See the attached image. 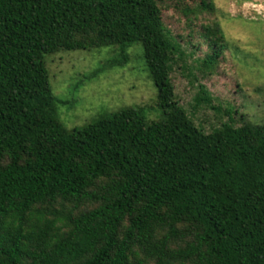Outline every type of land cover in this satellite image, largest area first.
I'll list each match as a JSON object with an SVG mask.
<instances>
[{"label":"trees","instance_id":"trees-1","mask_svg":"<svg viewBox=\"0 0 264 264\" xmlns=\"http://www.w3.org/2000/svg\"><path fill=\"white\" fill-rule=\"evenodd\" d=\"M158 1L0 0V264H264V124L195 125ZM137 43L160 119L68 129L47 56Z\"/></svg>","mask_w":264,"mask_h":264},{"label":"rangeland","instance_id":"rangeland-1","mask_svg":"<svg viewBox=\"0 0 264 264\" xmlns=\"http://www.w3.org/2000/svg\"><path fill=\"white\" fill-rule=\"evenodd\" d=\"M212 4V8L205 5ZM165 26L179 44L171 62L177 102L209 134L226 125L264 124V0H159ZM112 48L47 56L60 120L82 129L105 115L146 107L158 120V90L141 44L129 62L108 65Z\"/></svg>","mask_w":264,"mask_h":264}]
</instances>
